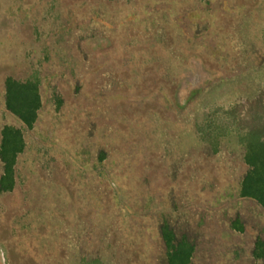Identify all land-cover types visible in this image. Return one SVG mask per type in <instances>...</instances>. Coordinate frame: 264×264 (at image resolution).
Segmentation results:
<instances>
[{
	"label": "rangeland",
	"instance_id": "374dc122",
	"mask_svg": "<svg viewBox=\"0 0 264 264\" xmlns=\"http://www.w3.org/2000/svg\"><path fill=\"white\" fill-rule=\"evenodd\" d=\"M9 78L38 85L31 130ZM237 105L264 117V0H0V145L25 142L0 264H167L165 223L192 264H264Z\"/></svg>",
	"mask_w": 264,
	"mask_h": 264
},
{
	"label": "trees",
	"instance_id": "16d2710c",
	"mask_svg": "<svg viewBox=\"0 0 264 264\" xmlns=\"http://www.w3.org/2000/svg\"><path fill=\"white\" fill-rule=\"evenodd\" d=\"M6 110L17 118L28 130L38 119L41 97L35 82H18L11 78L5 83ZM243 109V108H242ZM238 112V105L228 112L233 124L240 131V144L243 148V163L247 171L240 184V197L255 202L264 212V117L253 112ZM25 148L21 130L5 127L0 145L2 176L0 193L11 192L14 187L15 166L18 156ZM160 235L165 247L167 264H192L194 245L186 238L179 237L165 223ZM252 256L256 261L264 258V241L258 238Z\"/></svg>",
	"mask_w": 264,
	"mask_h": 264
}]
</instances>
